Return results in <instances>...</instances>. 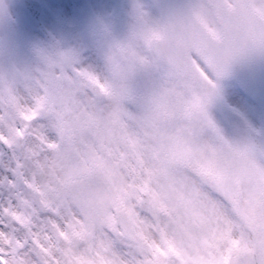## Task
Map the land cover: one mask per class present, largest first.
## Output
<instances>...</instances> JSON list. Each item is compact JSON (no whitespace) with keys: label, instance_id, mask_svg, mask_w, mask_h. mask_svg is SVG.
I'll return each mask as SVG.
<instances>
[{"label":"rangeland","instance_id":"rangeland-1","mask_svg":"<svg viewBox=\"0 0 264 264\" xmlns=\"http://www.w3.org/2000/svg\"><path fill=\"white\" fill-rule=\"evenodd\" d=\"M16 15L7 14L12 23L5 22L6 29L2 23L3 34H18L10 35L9 57L0 63V135L13 144L12 158L0 149V264H254L253 240L264 229V159L243 135V121L224 125L214 113L205 120L194 113L178 121V129L148 133L151 121L128 113L132 99L128 104L127 95L134 96L131 107L137 98L147 106L155 101L170 107L174 93L151 94L158 77L164 78L162 86L170 77L147 56L129 62L118 57L115 45L127 41L125 30L116 36L106 28L110 19H93L91 28L86 22L85 54L72 66L104 86L103 95L95 98L68 67L38 68L25 60L31 50L21 33L32 37L34 30L23 17L16 25ZM151 19L154 24L145 31L136 27V48L143 49L145 33L159 28ZM215 84V89L202 88V82L183 79L182 102L198 101L210 114L204 96L210 102L219 96L244 110L232 83ZM42 90L50 97L47 107L33 114L27 129L19 126L31 116ZM92 119L97 122L90 128ZM188 122L202 130L193 143L196 129L189 141L181 138ZM22 130L25 136L14 138L12 133ZM177 146L178 153L188 150L195 158V179L173 162ZM93 164L105 171L100 181L90 172ZM203 175L216 178L207 186L212 190H204ZM140 189L149 192L152 211L140 204Z\"/></svg>","mask_w":264,"mask_h":264},{"label":"flooded vegetation","instance_id":"flooded-vegetation-1","mask_svg":"<svg viewBox=\"0 0 264 264\" xmlns=\"http://www.w3.org/2000/svg\"><path fill=\"white\" fill-rule=\"evenodd\" d=\"M225 1L227 3L230 2L229 0ZM13 2L15 3L16 1L0 0L1 61H5L9 57L7 51L8 48L5 46L6 43L12 39L10 35L18 34L12 31L9 32L8 35H6V31L4 32L5 35L2 33L3 11L6 8V4ZM37 2L40 4V20L53 42H48L36 21L30 18L25 10L19 4H17L21 10L19 15L22 17L27 16L30 19L34 30L32 37H30L27 32L21 33L24 41L29 43L31 50V53L25 57V60L29 61L30 58L31 61L36 65L46 64V67L59 66L61 70L63 67H68L73 73L77 72L72 65L79 63L80 58L82 57L81 45L84 39V31H86L87 28L86 22L87 25L89 23L88 28H91L92 26L90 23H92L93 19H110L106 22V26H110V29L114 33L120 32L123 36L124 30L126 31L124 38H127V41H122L121 45H127L130 47L131 51H133V58L147 56L146 58L152 61L154 67H159L167 73L166 78L168 76L170 77L163 82V86L161 85V80L164 78L158 77V79L155 81V85L152 86L151 90L153 92H151V94L154 97L158 96L159 98L164 94L174 93L175 98H171L174 103L172 104V102H167L166 100L170 107H165L164 105L160 107L157 105V102L153 101L152 103L156 104V108H153L147 106L144 99L142 100V98H138V101L144 102L142 107H138V109L144 114H147L150 110L156 111V113L160 115L159 119L162 122L164 132L170 130L171 128L178 129L176 128V123L178 121L181 122L183 119V106H185V110H187L189 114H191L189 111L191 108L197 110L198 107L196 101H192L185 105L182 102V80L185 78L186 81L190 82H202L204 85H201L202 88L209 87L212 77L210 75V71L201 63L200 59L195 55L192 56L199 72L197 80L193 81L182 75L176 68L172 67L168 63L158 60L153 55L150 48L145 45V42L143 49H139L138 46L137 48L134 46L136 27L141 31H145L149 24L148 15H150L152 11L151 4L147 0H37ZM250 3L252 7L260 13L264 20V0H250ZM91 6H94V14H96L98 17L94 16ZM206 13L210 16V19L209 22L205 19H202L203 23L206 25L212 36H218L219 28L216 25L212 11L207 9ZM138 17L140 20L136 19ZM16 18L17 20H20L19 16ZM93 28L96 31L101 30V28L96 25ZM118 34L119 33H116V36H118ZM2 35L4 36L3 38ZM122 36L121 38H123ZM152 36L154 35L145 33L144 40L148 41ZM118 45L119 44H117V47ZM12 60L13 58L11 61ZM73 61H75V63H72ZM158 98L156 101L159 100ZM201 110L203 109L201 108ZM151 119L154 120L155 118ZM263 234L264 232L262 230L260 235L257 236V241L259 244V257L264 259V245L262 243L264 238ZM261 236L263 238H261Z\"/></svg>","mask_w":264,"mask_h":264},{"label":"water","instance_id":"water-1","mask_svg":"<svg viewBox=\"0 0 264 264\" xmlns=\"http://www.w3.org/2000/svg\"><path fill=\"white\" fill-rule=\"evenodd\" d=\"M157 10L161 13L163 17L166 16V13L175 12L178 10L186 9V12H183L182 17L187 16L189 8L186 5L185 0H173L174 2L179 1L180 6L178 7H169L172 0H151ZM210 5L214 8L216 5L222 4L221 0H207ZM244 3V0H235L236 7L231 10L230 19L234 17H239V11L242 10L241 5ZM256 25L253 23L252 25L246 26L245 32L241 33L242 38L237 45H239V49L250 48L255 43L253 40L252 32L255 30ZM152 43V47L158 56H162V49L156 47V45ZM248 61H241L240 63L230 62L226 69L222 71H217V75L223 78H234L237 84L247 92L253 100L256 102L258 108L264 113V53L252 52L248 54ZM238 68V70H237ZM88 89L91 94L95 96H99L100 92L96 87V84L88 82ZM250 138L252 139L253 146L258 149L262 155H264V131L262 133H258L257 131H252L249 133ZM8 150V149H6ZM92 172L96 176H100L102 171L100 167L94 166L92 168ZM144 195L143 203L149 205L148 200L146 199V195Z\"/></svg>","mask_w":264,"mask_h":264}]
</instances>
